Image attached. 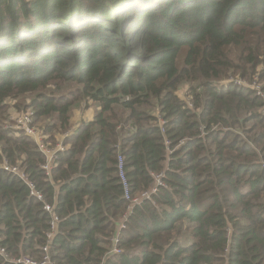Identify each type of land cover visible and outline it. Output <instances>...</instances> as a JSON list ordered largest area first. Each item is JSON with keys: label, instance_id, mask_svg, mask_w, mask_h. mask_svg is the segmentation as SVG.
Instances as JSON below:
<instances>
[{"label": "trees", "instance_id": "16d2710c", "mask_svg": "<svg viewBox=\"0 0 264 264\" xmlns=\"http://www.w3.org/2000/svg\"><path fill=\"white\" fill-rule=\"evenodd\" d=\"M255 75L264 93V0H0V264L46 255L44 204L59 219L54 264H264V100L212 87ZM18 96L51 146L73 109L99 108L50 177L35 143L3 129L4 102ZM167 148L165 187L133 210L122 254L106 255L126 210L117 154L135 195Z\"/></svg>", "mask_w": 264, "mask_h": 264}, {"label": "built area", "instance_id": "2783aa9c", "mask_svg": "<svg viewBox=\"0 0 264 264\" xmlns=\"http://www.w3.org/2000/svg\"><path fill=\"white\" fill-rule=\"evenodd\" d=\"M252 81L251 83H249ZM236 86V87H242L248 90H251L254 95L258 98H261L264 100V93L262 91L259 77L258 75L253 76L249 81H245L242 79H238L237 77H230L225 80H221L217 83H214L212 87L219 91L220 89L227 88L229 86ZM186 104V107L194 111L193 105L190 101H184ZM260 113L264 116V107L260 109ZM160 127H163L165 122L161 119H159L158 122ZM79 126V125H78ZM76 126L72 130H68L62 136H65V138H68L78 127ZM3 129L8 132H13L16 134H25L27 135L36 145L38 151L44 155L45 162L40 167L45 172L47 176L51 174V170L54 168V163L58 159L59 155L64 153L67 149L66 144L61 140L60 142H55L53 146L47 144L48 137L43 134L42 129L38 128L33 121V118L30 114H20V115H10L5 120V123L3 125ZM163 131V128H162ZM170 143L168 141H165V146H168ZM173 149H166V155L163 163L162 171L150 173L152 182L151 185L140 191L139 193H136L135 195H132L130 193V187L128 184V181L126 179L125 173H124V162L123 158L117 154V176L120 182V185L122 187V198L126 202V210L125 213L121 216L119 225L117 228V233L110 237V247L108 249V253L106 255L108 256H115L122 254V250L119 248V235L121 231L126 228V225L128 223L129 217L132 215L133 210L140 206L143 202H152V197L159 191L160 188H164V179L166 177V172L168 171V164L170 161V154L172 153ZM264 165V162H263ZM2 169L5 172L10 173L11 175L19 178L20 180L24 181L29 189H30V195L37 199L38 201L42 200V197L39 192H37L32 183L28 181V175L25 173V171L21 168L19 164L10 165L6 161L2 164ZM50 177V176H49ZM43 210H45L52 219L50 221V232L47 234V246H44L42 248V251L46 254L43 256V258L40 261H34L28 257H19L16 259H11V262L14 264H54L50 261V257L48 254V244L50 243L52 237L56 233L57 223L59 222V219L57 216H54L52 213V207L44 204ZM0 253H3L2 250H0ZM4 255V253H3ZM107 256V257H108ZM5 257V256H4Z\"/></svg>", "mask_w": 264, "mask_h": 264}, {"label": "rangeland", "instance_id": "374dc122", "mask_svg": "<svg viewBox=\"0 0 264 264\" xmlns=\"http://www.w3.org/2000/svg\"><path fill=\"white\" fill-rule=\"evenodd\" d=\"M259 71L261 72L262 69L260 68ZM234 77V76H232ZM259 77V76H258ZM246 81V80H245ZM259 81H260V78H259ZM252 81H250L249 83H251ZM261 85V84H260ZM197 91L196 92H201L200 89H196ZM178 96L180 99H182L183 101H190L191 102V97H192V94H190L189 92L187 93V86L186 85H182L180 88H179V91H178ZM256 97V96H255ZM29 104V97L28 96H22V97H11L9 99H7L5 102H4V105L3 107H5V119L8 118V116L10 115H20V114H25L26 112L24 111V108L26 107V105ZM85 110H88L89 111V119L92 120L95 116V114L97 113V111L99 110L98 107H96V105L92 104L90 102L89 106L87 108H84L81 104L78 108H75L72 110L71 112V118L73 120H77L78 117L85 111ZM93 114V116H92ZM151 114L154 116L156 115V109L152 110L151 111ZM92 116V117H91ZM88 118L85 117V120H87ZM80 121L82 122L83 120L80 119ZM5 123V121H4ZM3 123V125H4ZM83 123V122H82ZM38 127V126H37ZM64 134V133H63ZM67 138H65V136H62V135H59V136H56V140L57 142H60L61 140L64 142ZM255 151H257V149L255 148L254 149ZM259 157H260V161L261 163L264 162V156L263 154H261L259 151H257Z\"/></svg>", "mask_w": 264, "mask_h": 264}, {"label": "crops", "instance_id": "0c3cea01", "mask_svg": "<svg viewBox=\"0 0 264 264\" xmlns=\"http://www.w3.org/2000/svg\"><path fill=\"white\" fill-rule=\"evenodd\" d=\"M90 115H89V111L88 110H85L79 117H78V119L77 120H73L72 118L70 119V127H71V129L70 130H72V129H74L76 126H78V125H80L82 122L80 121V119H82L83 121H88V120H90L89 117ZM92 116H93V114H92ZM91 116V117H92ZM85 117H87L88 119L87 120H85ZM77 129V128H76Z\"/></svg>", "mask_w": 264, "mask_h": 264}]
</instances>
